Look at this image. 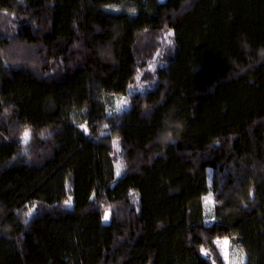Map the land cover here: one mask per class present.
Wrapping results in <instances>:
<instances>
[{
  "label": "trees",
  "instance_id": "1",
  "mask_svg": "<svg viewBox=\"0 0 264 264\" xmlns=\"http://www.w3.org/2000/svg\"><path fill=\"white\" fill-rule=\"evenodd\" d=\"M219 239L264 264V0H0V264H225Z\"/></svg>",
  "mask_w": 264,
  "mask_h": 264
},
{
  "label": "rangeland",
  "instance_id": "2",
  "mask_svg": "<svg viewBox=\"0 0 264 264\" xmlns=\"http://www.w3.org/2000/svg\"><path fill=\"white\" fill-rule=\"evenodd\" d=\"M170 34H167V41H170L169 39ZM160 53L155 57V59L151 62L149 69L151 71H155L158 66H161L163 62L160 60ZM144 89V84H142L141 81L137 82V85L135 84L133 87V92H138ZM130 107V102L128 97H122V98H117L114 101V111L116 113H120L122 111L127 110ZM27 135H24V138L22 140V143H28L30 138H29V133L26 132ZM117 154H119L120 149L118 146H116ZM118 169V174L120 173L119 165L117 166ZM205 212L206 215L208 216V223L212 222V219H210V216L213 213V208H214V200L211 196H207L205 199ZM110 219V214H106L105 217V222H108ZM215 244L218 248V250L221 253V256L224 259L225 264H246V256L244 252L239 250L229 239H219L215 241ZM207 254V253H205Z\"/></svg>",
  "mask_w": 264,
  "mask_h": 264
},
{
  "label": "snow or ice",
  "instance_id": "3",
  "mask_svg": "<svg viewBox=\"0 0 264 264\" xmlns=\"http://www.w3.org/2000/svg\"><path fill=\"white\" fill-rule=\"evenodd\" d=\"M25 135H27V133Z\"/></svg>",
  "mask_w": 264,
  "mask_h": 264
}]
</instances>
